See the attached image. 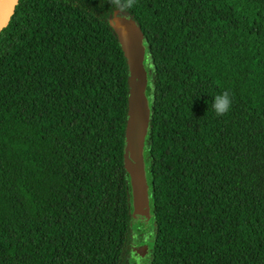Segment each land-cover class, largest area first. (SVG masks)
I'll use <instances>...</instances> for the list:
<instances>
[{
  "label": "trees",
  "instance_id": "1",
  "mask_svg": "<svg viewBox=\"0 0 264 264\" xmlns=\"http://www.w3.org/2000/svg\"><path fill=\"white\" fill-rule=\"evenodd\" d=\"M114 19L146 50L145 229L122 165ZM132 224L148 264H264V0H15L0 28V264H128Z\"/></svg>",
  "mask_w": 264,
  "mask_h": 264
},
{
  "label": "water",
  "instance_id": "2",
  "mask_svg": "<svg viewBox=\"0 0 264 264\" xmlns=\"http://www.w3.org/2000/svg\"><path fill=\"white\" fill-rule=\"evenodd\" d=\"M15 0H0V28L8 21ZM113 31L127 66V107L125 114L122 165L128 175L131 193L132 223L147 225L149 208L143 169L142 147L148 123V107L144 95L146 85V50L142 48V35L130 21L115 22ZM145 252L146 246L134 250Z\"/></svg>",
  "mask_w": 264,
  "mask_h": 264
},
{
  "label": "clouds",
  "instance_id": "3",
  "mask_svg": "<svg viewBox=\"0 0 264 264\" xmlns=\"http://www.w3.org/2000/svg\"><path fill=\"white\" fill-rule=\"evenodd\" d=\"M109 3L118 11L123 12L135 6L136 0H109ZM232 106V98L227 91L214 97L213 111L217 116L225 115Z\"/></svg>",
  "mask_w": 264,
  "mask_h": 264
},
{
  "label": "rangeland",
  "instance_id": "4",
  "mask_svg": "<svg viewBox=\"0 0 264 264\" xmlns=\"http://www.w3.org/2000/svg\"><path fill=\"white\" fill-rule=\"evenodd\" d=\"M116 20H112V23H114ZM143 228L145 229V226H143ZM143 228L141 226H139L138 224H132L131 225V232H132V242H133V247L135 248L136 246H140V245H146L142 244L144 243V239L145 235L144 233L141 231L143 230ZM147 230L151 229V227L148 225L147 226ZM149 240V239H148ZM138 254H135L134 250H133V256H131L130 259H128V264H148V260H147V249L145 250V252L141 251L140 248L138 249Z\"/></svg>",
  "mask_w": 264,
  "mask_h": 264
}]
</instances>
